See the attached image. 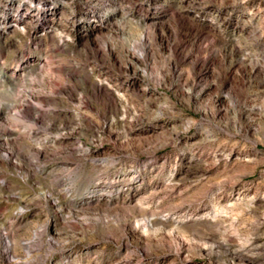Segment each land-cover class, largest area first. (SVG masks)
Returning a JSON list of instances; mask_svg holds the SVG:
<instances>
[{
    "label": "rangeland",
    "instance_id": "374dc122",
    "mask_svg": "<svg viewBox=\"0 0 264 264\" xmlns=\"http://www.w3.org/2000/svg\"><path fill=\"white\" fill-rule=\"evenodd\" d=\"M0 264H264V0H0Z\"/></svg>",
    "mask_w": 264,
    "mask_h": 264
},
{
    "label": "bare ground",
    "instance_id": "6f19581e",
    "mask_svg": "<svg viewBox=\"0 0 264 264\" xmlns=\"http://www.w3.org/2000/svg\"><path fill=\"white\" fill-rule=\"evenodd\" d=\"M98 88H101V86H99Z\"/></svg>",
    "mask_w": 264,
    "mask_h": 264
}]
</instances>
